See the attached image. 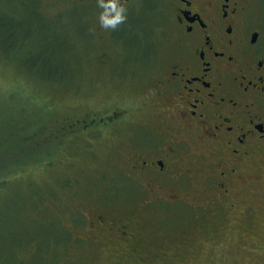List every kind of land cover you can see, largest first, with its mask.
Listing matches in <instances>:
<instances>
[{
    "label": "rangeland",
    "instance_id": "obj_1",
    "mask_svg": "<svg viewBox=\"0 0 264 264\" xmlns=\"http://www.w3.org/2000/svg\"><path fill=\"white\" fill-rule=\"evenodd\" d=\"M90 2L0 0V25H19L15 48L0 46V161L10 165H0V180L13 173L12 195L0 199V264H264V157L251 164L235 210L219 213L154 206L149 187L124 177L139 133L91 123L137 102L154 77L131 61L138 53L95 33ZM150 29L166 54L169 38ZM33 57L51 62L38 67ZM134 117L165 130L150 104ZM99 216L129 226L130 239L93 229Z\"/></svg>",
    "mask_w": 264,
    "mask_h": 264
},
{
    "label": "flooded vegetation",
    "instance_id": "obj_2",
    "mask_svg": "<svg viewBox=\"0 0 264 264\" xmlns=\"http://www.w3.org/2000/svg\"><path fill=\"white\" fill-rule=\"evenodd\" d=\"M155 1L157 9L142 10L134 7L143 0H120L126 20L119 30L103 29L98 0L89 3L97 17L95 33L138 53L131 61L149 65L154 77L152 89L136 95L137 102L117 106L107 118L97 115L91 125L116 126L111 133L133 125L139 136L131 143L134 157L124 177L149 187L154 206L235 210L251 164L264 157V0ZM150 26L169 38L166 54L151 41ZM103 60L112 65L107 56ZM149 104L165 130L131 118ZM128 181L124 186L147 191ZM91 224L124 241L132 236L129 226L102 216Z\"/></svg>",
    "mask_w": 264,
    "mask_h": 264
},
{
    "label": "trees",
    "instance_id": "obj_3",
    "mask_svg": "<svg viewBox=\"0 0 264 264\" xmlns=\"http://www.w3.org/2000/svg\"><path fill=\"white\" fill-rule=\"evenodd\" d=\"M18 28H19L18 24L13 25L12 27L11 26L0 25V33L1 32L4 33V35L1 37L2 39L0 40L1 48H2V46L5 47V48H11V49L15 48V46L17 45L16 44L17 43V41H16V32H17ZM47 49L45 51L41 50V53H43L44 55H46V54L49 55ZM33 60L36 61L35 64H39V63H43V62L48 64L49 62H51V61H49V59H46V58L44 59V58H35V57H33L29 61H33ZM40 65L43 66V64H39L38 67H40ZM56 69L58 70V68H56ZM48 77H52V76H48ZM0 165L2 166V168L4 166L5 167L10 166V165H5V163H3L1 161H0ZM12 175H13V173L11 175H6L5 174L4 176H1V178L4 177L3 179L0 180V190L3 191L2 196L0 198L1 201L4 200V199H8L9 196L12 195L11 193H12L13 190H11V187H10L11 180L9 179L10 177H12ZM3 189H5V190H3ZM7 189H9V191H6ZM11 259H15V257H11Z\"/></svg>",
    "mask_w": 264,
    "mask_h": 264
},
{
    "label": "clouds",
    "instance_id": "obj_4",
    "mask_svg": "<svg viewBox=\"0 0 264 264\" xmlns=\"http://www.w3.org/2000/svg\"><path fill=\"white\" fill-rule=\"evenodd\" d=\"M98 6L102 9L99 23L103 29L115 30L125 22L126 9L120 6V0H98Z\"/></svg>",
    "mask_w": 264,
    "mask_h": 264
}]
</instances>
